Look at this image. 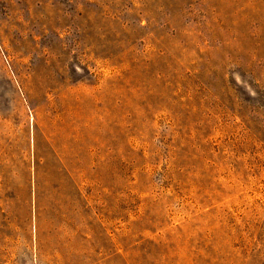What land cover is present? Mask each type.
<instances>
[{
  "label": "rangeland",
  "instance_id": "rangeland-1",
  "mask_svg": "<svg viewBox=\"0 0 264 264\" xmlns=\"http://www.w3.org/2000/svg\"><path fill=\"white\" fill-rule=\"evenodd\" d=\"M0 264H264V0H0Z\"/></svg>",
  "mask_w": 264,
  "mask_h": 264
}]
</instances>
